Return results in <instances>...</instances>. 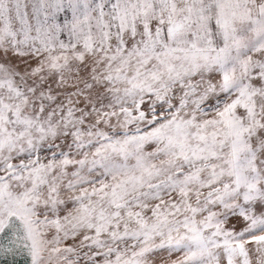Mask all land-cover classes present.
I'll return each mask as SVG.
<instances>
[{
	"label": "snow or ice",
	"instance_id": "obj_1",
	"mask_svg": "<svg viewBox=\"0 0 264 264\" xmlns=\"http://www.w3.org/2000/svg\"><path fill=\"white\" fill-rule=\"evenodd\" d=\"M0 51V255L264 264V0H0Z\"/></svg>",
	"mask_w": 264,
	"mask_h": 264
},
{
	"label": "rangeland",
	"instance_id": "obj_2",
	"mask_svg": "<svg viewBox=\"0 0 264 264\" xmlns=\"http://www.w3.org/2000/svg\"><path fill=\"white\" fill-rule=\"evenodd\" d=\"M0 62H6L8 65L14 66L20 70H23L27 66L34 63L26 56L20 57V56H16L14 53L11 52L4 53L2 51H0ZM50 84H51V88L55 89L57 92L63 93V89L60 88L57 84L51 82ZM80 107L81 108L84 107L83 103L80 104ZM129 127L132 128L134 131L133 125H130ZM150 127L151 126L145 128L143 125L141 126L142 131H148L150 130ZM257 210H259V208ZM178 255H179L178 252H170L167 248L156 249L153 253L150 254L149 264H168L170 260H175Z\"/></svg>",
	"mask_w": 264,
	"mask_h": 264
},
{
	"label": "water",
	"instance_id": "obj_3",
	"mask_svg": "<svg viewBox=\"0 0 264 264\" xmlns=\"http://www.w3.org/2000/svg\"><path fill=\"white\" fill-rule=\"evenodd\" d=\"M0 264H30L26 253L0 255Z\"/></svg>",
	"mask_w": 264,
	"mask_h": 264
}]
</instances>
